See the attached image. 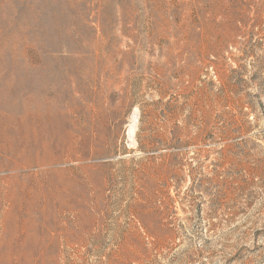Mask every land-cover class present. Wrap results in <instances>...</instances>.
Listing matches in <instances>:
<instances>
[{"label": "rangeland", "instance_id": "1", "mask_svg": "<svg viewBox=\"0 0 264 264\" xmlns=\"http://www.w3.org/2000/svg\"><path fill=\"white\" fill-rule=\"evenodd\" d=\"M0 264H264V0H0Z\"/></svg>", "mask_w": 264, "mask_h": 264}, {"label": "bare ground", "instance_id": "2", "mask_svg": "<svg viewBox=\"0 0 264 264\" xmlns=\"http://www.w3.org/2000/svg\"><path fill=\"white\" fill-rule=\"evenodd\" d=\"M135 128H136V124H135V120H134L133 125H132V127H131V129H130V134H131V135L133 134ZM80 134H81V133H80ZM34 147H35V146H34ZM37 149H38V148H37ZM4 194H5V193H4Z\"/></svg>", "mask_w": 264, "mask_h": 264}]
</instances>
